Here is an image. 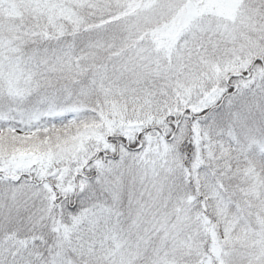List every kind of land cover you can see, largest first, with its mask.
<instances>
[{
    "label": "snow or ice",
    "instance_id": "1",
    "mask_svg": "<svg viewBox=\"0 0 264 264\" xmlns=\"http://www.w3.org/2000/svg\"><path fill=\"white\" fill-rule=\"evenodd\" d=\"M0 264H264V0H0Z\"/></svg>",
    "mask_w": 264,
    "mask_h": 264
}]
</instances>
